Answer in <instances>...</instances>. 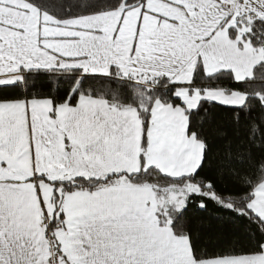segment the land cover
I'll return each instance as SVG.
<instances>
[{"label":"snow or ice","instance_id":"6c2138e0","mask_svg":"<svg viewBox=\"0 0 264 264\" xmlns=\"http://www.w3.org/2000/svg\"><path fill=\"white\" fill-rule=\"evenodd\" d=\"M0 264H264V0H0Z\"/></svg>","mask_w":264,"mask_h":264}]
</instances>
